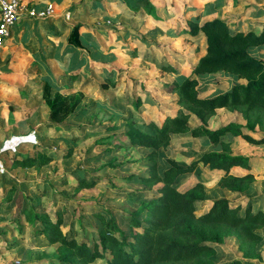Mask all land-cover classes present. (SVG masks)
<instances>
[{
  "label": "rangeland",
  "instance_id": "rangeland-1",
  "mask_svg": "<svg viewBox=\"0 0 264 264\" xmlns=\"http://www.w3.org/2000/svg\"><path fill=\"white\" fill-rule=\"evenodd\" d=\"M220 6V3L216 5ZM30 7L33 8L31 4ZM211 8L207 7L205 13L209 14ZM25 33L26 38L37 36L36 30L25 29ZM257 52L258 49H249L253 57L257 56ZM41 76L35 70L32 58H25L20 50L4 56L0 54V149L5 141L14 137L12 144H6L7 149L13 148L22 140L20 135L34 131L37 142L34 145L38 150L35 152L32 145L24 144L0 155V264H59L57 246L48 245L37 234L39 223L34 220L35 213L48 215L52 220L60 216L66 235L92 245L98 240V231L102 228L97 214L105 219L109 215L114 216L120 229L129 234L127 215L137 211L155 194L153 188L140 184L136 178L126 179L150 166L146 161L148 150L131 148L126 142H122L124 147L121 149H108L120 142L117 138L111 140L109 147L99 143L127 130V110L112 112L110 116L105 111L99 112L92 103H86L63 123L56 125L48 119L49 111L42 103ZM220 92L215 91L214 95ZM136 97L132 93L129 101L140 99V96ZM166 99L163 103L169 107L171 98ZM8 103L20 108V112H11ZM128 106L133 112L138 110L134 104ZM114 116H118L116 121ZM229 122L245 123L239 113L221 110L209 127L215 129ZM113 125L118 128L114 134L107 131ZM190 125L194 126L192 122ZM136 127L145 130L140 121H136ZM260 128L263 131L257 128L255 137L264 134V124ZM185 138L189 137L174 138L175 148L171 146L159 153L160 172L169 161L186 165L205 152L222 150L221 145L204 147L200 142H190ZM40 152L51 157L49 165L22 169L12 163L14 155L26 158ZM68 153L70 156L65 157ZM230 153L251 159L248 173L239 170L230 172L238 178L249 175L242 183L245 187L243 192L232 194L219 187L218 182L224 174L202 167L192 174L181 176L176 182L175 188L181 192L197 183L203 185L208 200L196 205L197 216L206 212L209 204L221 197L240 207V214L246 208H251L253 213L264 209V146H250L240 138H234ZM109 164L121 166L110 168ZM92 181H95L93 187L80 186L81 182ZM221 233L223 242L216 246L214 254L206 256L207 260L214 264L235 259L245 264H264V240L253 244L233 230L221 229ZM256 233L264 237V228L257 229Z\"/></svg>",
  "mask_w": 264,
  "mask_h": 264
},
{
  "label": "trees",
  "instance_id": "trees-1",
  "mask_svg": "<svg viewBox=\"0 0 264 264\" xmlns=\"http://www.w3.org/2000/svg\"><path fill=\"white\" fill-rule=\"evenodd\" d=\"M146 10L150 8L145 7ZM186 33L196 36L199 32L206 38V53L193 66L192 77L179 74L172 66L163 65L162 71L173 77V82L164 84L168 94H174V103L178 109L168 115L157 126L153 122L145 123L148 131L135 126L131 118H125L127 130L123 133L103 139L101 146L112 145L108 149H121L122 142L130 147L149 150L146 161L150 163L145 174L131 175L126 179L136 178L140 184L153 188L154 196L141 207L127 215L130 233L120 229L114 216L105 219L97 214L102 228L98 231V240L90 245L86 241L78 242L74 237L63 232V220L56 216L52 220L48 215L35 213L34 220L39 223L37 234L50 246L56 245L59 264H214L206 259L214 254L216 246L223 242L222 230H233L239 237L253 244H258L264 237L256 233L264 228V209L252 212L246 208L233 206L229 200L219 198L209 204L203 214L196 215V205L205 202V190L201 183L186 191H178L175 184L179 177L192 174L198 167H207L210 171H220L224 177L218 182L219 187L230 192L244 191L242 183L249 175L241 178L230 175L233 168H240L247 173L251 169V159L232 156L229 146L221 142L223 137L240 138L252 146H264V134L255 137L256 130L264 124V60L253 57L249 49L264 47V27L260 34L233 30L222 20L214 19L199 25L194 19L186 23ZM80 25L71 29L67 38L68 45L83 49L80 39ZM223 72L235 76L243 83L233 82L229 90L209 97L200 94L207 87L197 79L202 75ZM106 89L105 84L102 85ZM45 82L41 99L48 109V119L54 124H61L74 114L81 104V92L62 93L59 88ZM11 112H20V108L7 104ZM237 112L242 116V124L227 123L217 129L208 127L209 120L217 110ZM191 117L197 120L196 126H190ZM113 125L108 132H116ZM261 131H263L261 129ZM205 138L209 144L221 145V152L203 153L197 160L186 165L169 161L168 166L158 170L159 152L165 151L176 137ZM34 151L38 152L37 147ZM4 153V152H3ZM2 153V154H3ZM0 154V155H2ZM66 154L65 157H69ZM52 162L44 153L21 158L13 156L14 166L22 169L42 168ZM118 168L121 165L112 166ZM95 185L81 182L82 188ZM126 215V214H125ZM204 260V262H202ZM98 262V263H97ZM222 264H245L235 259Z\"/></svg>",
  "mask_w": 264,
  "mask_h": 264
},
{
  "label": "crops",
  "instance_id": "crops-1",
  "mask_svg": "<svg viewBox=\"0 0 264 264\" xmlns=\"http://www.w3.org/2000/svg\"><path fill=\"white\" fill-rule=\"evenodd\" d=\"M26 1L36 11H43L45 6H51L52 11L42 18L20 19L13 29L11 41L0 47V54L4 56L20 50L25 58L30 56L35 70L42 75L41 92L45 82L53 84L54 90L59 88L62 93L81 92L83 99L78 108L92 103L99 112L105 111L110 116L112 112L127 110V118H131L135 126L136 121L143 126L148 122L159 126L166 116L175 114L178 109L174 103L176 96L168 94L163 88L164 84H170L174 79L164 73L162 67L170 65L179 74L192 77L193 66L206 53L204 34L199 32L196 36H190L186 33L188 21L198 19L201 25L218 19L243 33L253 31L260 34L264 27V0ZM218 3L220 7H216ZM211 6V12L206 14L207 7ZM76 25H80L83 49H75L67 43L71 29ZM25 29L36 30L38 38L34 35L26 38ZM255 49H258L256 58L264 60V47ZM234 78L223 72L199 76L200 84L207 87L200 96H213L215 91L223 93L229 90L233 82H244ZM103 84L107 86L106 89L102 88ZM132 93L136 98L140 96V99L129 101ZM166 98H171L169 107L163 103ZM128 104H134L138 110L133 112ZM221 110L224 109L217 112ZM214 116L209 120L208 127ZM114 118L116 121L118 116ZM191 122L197 125L194 117H191ZM142 131L148 129L145 127ZM234 138L223 137L221 142L231 149ZM185 140L200 142L204 147L218 146L209 144L205 138ZM175 142L171 141L167 149L171 146L175 148ZM211 151L221 152H208ZM1 153L3 151L0 149ZM147 168L137 175L145 174ZM237 170L244 171L233 168L230 172ZM207 198L205 193V201Z\"/></svg>",
  "mask_w": 264,
  "mask_h": 264
},
{
  "label": "built area",
  "instance_id": "built-area-1",
  "mask_svg": "<svg viewBox=\"0 0 264 264\" xmlns=\"http://www.w3.org/2000/svg\"><path fill=\"white\" fill-rule=\"evenodd\" d=\"M52 11V7L48 6L45 11H36L30 7L29 2L26 0H0V47L6 45L11 41L12 32L16 23L23 18L28 17H45ZM22 140L17 143L13 148L7 149L6 144H12L13 138L4 142L1 151L6 152L9 150H16L23 144H36V133L32 131L26 135H20Z\"/></svg>",
  "mask_w": 264,
  "mask_h": 264
},
{
  "label": "bare ground",
  "instance_id": "bare-ground-1",
  "mask_svg": "<svg viewBox=\"0 0 264 264\" xmlns=\"http://www.w3.org/2000/svg\"><path fill=\"white\" fill-rule=\"evenodd\" d=\"M24 145V144H23Z\"/></svg>",
  "mask_w": 264,
  "mask_h": 264
}]
</instances>
